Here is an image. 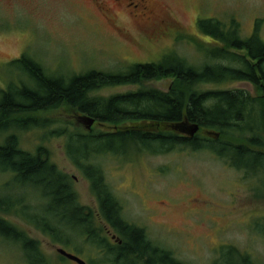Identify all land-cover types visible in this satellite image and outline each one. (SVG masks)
<instances>
[{
	"label": "rangeland",
	"instance_id": "374dc122",
	"mask_svg": "<svg viewBox=\"0 0 264 264\" xmlns=\"http://www.w3.org/2000/svg\"><path fill=\"white\" fill-rule=\"evenodd\" d=\"M154 2L158 20L167 22L166 27L159 22L153 27L158 32L164 30V36L150 39L149 27L132 19L130 11H118L117 18L110 22L90 0H0V92L11 83L19 85L25 81L18 66L11 65L24 55L38 62L52 77H71L92 70L119 73L135 64L163 62L173 54L201 67L208 61L204 51L213 46L210 38L200 34L199 20L222 21L229 27L236 19L244 37L253 33L256 20H262L264 41V0ZM116 26L126 32L119 33ZM145 29L149 31L145 33ZM174 84V78H164L141 86L104 89L94 96L110 98L140 89L169 93ZM210 89H242L253 97L261 93L248 83L198 88ZM43 118L49 121L46 126L0 132V145L15 135L19 147L26 152L36 155L39 149H45L51 163L72 180L82 205L97 212L99 205L91 182L66 155L68 135L77 129L86 131L76 125L75 113L64 109ZM116 127L94 125L90 132L112 133ZM61 130H66L67 135L59 134ZM260 134L264 140L263 129ZM92 163L103 170L105 181L123 205L124 218L143 228L153 243L170 250L180 261L214 264L226 253L225 246H231L248 253L257 264H264L262 175L248 177L207 150L152 154L134 149L127 156L105 155L94 158ZM10 178L0 173V194L10 191L7 188L13 192ZM25 195L31 198L29 211L36 213L39 203L34 201L35 196ZM9 219L40 243L52 264H77L61 259L59 248L86 264H97L100 256L95 248L73 233L59 235L71 240L67 246L21 218ZM0 264H26L21 247L0 237Z\"/></svg>",
	"mask_w": 264,
	"mask_h": 264
},
{
	"label": "trees",
	"instance_id": "16d2710c",
	"mask_svg": "<svg viewBox=\"0 0 264 264\" xmlns=\"http://www.w3.org/2000/svg\"><path fill=\"white\" fill-rule=\"evenodd\" d=\"M262 25V20H256L253 33L244 37L236 19L229 27L222 21L199 20L200 34L210 38L213 46L204 51L208 61L201 67L173 54L163 62L135 64L119 73L92 70L52 77L25 55L14 61L11 65L18 66L25 81L11 83L0 92V132L46 126L49 121L41 117L59 109L95 118L96 127L118 129L105 134L77 129L68 135L66 155L91 182L97 212L82 205L72 180L51 163L45 149L33 155L22 150L17 137L10 135L0 145V173L11 177L14 190L7 188L10 191L0 194V237L21 247L26 264L52 262L40 243L9 217L21 218L67 246L71 240L59 235L73 233L95 248L100 256L97 264H186L124 218L122 203L92 160L105 155L127 156L134 149L152 154L207 150L248 177L262 175L264 182V140L260 134L264 130ZM164 78L175 79L169 93L140 89L110 98L94 96L104 89L141 86ZM234 82L255 86L260 96L253 97L242 89L198 90L202 85ZM186 120L200 126L194 138L174 129ZM59 134L67 132L61 130ZM25 194L34 195L38 201L36 213L29 211L31 198ZM109 236H116L121 244H112ZM225 249L214 264H257L248 253L231 246Z\"/></svg>",
	"mask_w": 264,
	"mask_h": 264
},
{
	"label": "flooded vegetation",
	"instance_id": "af4514ba",
	"mask_svg": "<svg viewBox=\"0 0 264 264\" xmlns=\"http://www.w3.org/2000/svg\"><path fill=\"white\" fill-rule=\"evenodd\" d=\"M93 2L99 12H102L105 17L110 20V22H113L114 19L117 18L116 13L118 11H130V17L134 19L137 22H141L144 26H148L151 30L150 33V39H153L152 36L154 35H160L164 36V30L157 31L153 27L154 25L159 22L163 23L166 27L165 23L167 22L166 19L158 20L159 17L156 15V9L154 5L155 0H90ZM137 12H140V14H136ZM158 20V21H156ZM164 28V27H163ZM116 29L119 33L123 34L126 32L123 28L116 26ZM149 29H145L144 32L147 33ZM149 40V39H148ZM108 124V123H105ZM146 124H153V123H146ZM110 242L112 244H121V241L118 239H113V236H109Z\"/></svg>",
	"mask_w": 264,
	"mask_h": 264
},
{
	"label": "water",
	"instance_id": "95a60500",
	"mask_svg": "<svg viewBox=\"0 0 264 264\" xmlns=\"http://www.w3.org/2000/svg\"><path fill=\"white\" fill-rule=\"evenodd\" d=\"M75 122L77 126H82L85 131L90 132L92 130V127L96 125L95 118H92L87 115H79L78 113H75ZM175 130L179 131L182 134L188 135L190 138H194L196 134L200 131V126L197 123H190L187 120L180 125L176 126L174 128ZM113 239H118L116 236H113ZM58 253L77 264H86L82 259H80L78 256L73 255L71 253H68L66 250L59 248Z\"/></svg>",
	"mask_w": 264,
	"mask_h": 264
}]
</instances>
